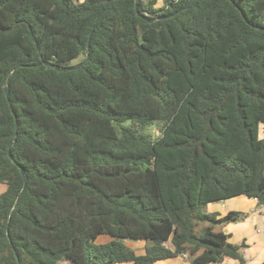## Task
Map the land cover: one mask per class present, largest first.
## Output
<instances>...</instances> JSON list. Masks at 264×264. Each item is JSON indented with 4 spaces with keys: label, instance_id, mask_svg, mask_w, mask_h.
Masks as SVG:
<instances>
[{
    "label": "trees",
    "instance_id": "16d2710c",
    "mask_svg": "<svg viewBox=\"0 0 264 264\" xmlns=\"http://www.w3.org/2000/svg\"><path fill=\"white\" fill-rule=\"evenodd\" d=\"M108 1L0 0V264L244 262L208 205L264 206V0H115L87 49Z\"/></svg>",
    "mask_w": 264,
    "mask_h": 264
},
{
    "label": "crops",
    "instance_id": "0c3cea01",
    "mask_svg": "<svg viewBox=\"0 0 264 264\" xmlns=\"http://www.w3.org/2000/svg\"><path fill=\"white\" fill-rule=\"evenodd\" d=\"M211 211L221 214L229 210H240L246 212L243 220L229 222L222 227L229 234L228 240L235 244L244 242L241 253L245 259L239 262L237 259L225 258L219 264H263L264 262V206H259L254 198L243 195L234 196L225 200L209 204ZM179 259L176 263L188 264L189 259L185 256L174 257ZM191 264V263H190Z\"/></svg>",
    "mask_w": 264,
    "mask_h": 264
},
{
    "label": "water",
    "instance_id": "95a60500",
    "mask_svg": "<svg viewBox=\"0 0 264 264\" xmlns=\"http://www.w3.org/2000/svg\"><path fill=\"white\" fill-rule=\"evenodd\" d=\"M114 1L115 0H109L107 2V4L104 6V8L101 10V12L96 16V18L94 20V23L92 24V28H91V30H90V32L88 34L87 49H89V47H90V40H91V36H92L93 30L97 26L99 20L104 15V13L112 6ZM192 2H193V0H187V2L180 9H178L177 11L173 12L170 15H167L166 17H170V16L178 13L179 11L185 10ZM134 9H135V12L137 13V15L141 16L144 20H146L148 22H153V21L161 18V17H149L147 14L142 13L139 10L138 0H134ZM87 59H88V55H86V57L84 58V60L81 63H79L77 65H73V66H60V65H57L55 63L48 62V61H41V62L37 63L36 65H46V66H50V67H52V68H54L56 70L65 71V70H71V69H75V68H78V67L82 66L84 63H86ZM4 91H5L6 96H8L9 95V86H8V84H6V86L4 87ZM13 114L15 116L14 112H13ZM15 127H17V123H15ZM15 135H16V133H15ZM14 141H15V138H14V140L11 142V144L8 147V156L11 155L10 147H11V145H12V143ZM21 172H22V174L24 176L25 170H24V168L22 166H21ZM6 230H7V233H8V224H7Z\"/></svg>",
    "mask_w": 264,
    "mask_h": 264
},
{
    "label": "rangeland",
    "instance_id": "374dc122",
    "mask_svg": "<svg viewBox=\"0 0 264 264\" xmlns=\"http://www.w3.org/2000/svg\"><path fill=\"white\" fill-rule=\"evenodd\" d=\"M159 2V1H158ZM158 126L157 125H153L151 126L150 128L146 129L145 130V133H149L151 134L152 136H156L158 135L159 133V130H158ZM261 135L264 136V125L262 126L261 128ZM210 205H208V209L210 210ZM226 225V224H225ZM109 237L106 236V235H99L96 240L94 241V243L98 244V243H102V242H105L106 240H108ZM142 240L140 239H126L124 240V243L128 246H130L131 248L135 249L137 252H143V242H141ZM149 242V241H148ZM66 259H62L60 260L58 263L59 264H70V262L68 261H65ZM65 261V262H64ZM179 259H176V258H169V259H165V260H161V261H158L156 262L155 264H170V263H176L178 262ZM190 264V263H188Z\"/></svg>",
    "mask_w": 264,
    "mask_h": 264
}]
</instances>
